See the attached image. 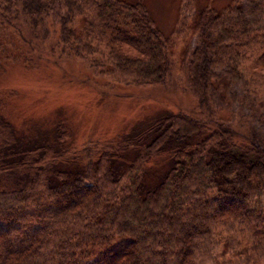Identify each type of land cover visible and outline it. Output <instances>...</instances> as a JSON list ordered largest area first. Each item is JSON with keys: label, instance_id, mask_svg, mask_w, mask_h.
Wrapping results in <instances>:
<instances>
[{"label": "trees", "instance_id": "16d2710c", "mask_svg": "<svg viewBox=\"0 0 264 264\" xmlns=\"http://www.w3.org/2000/svg\"><path fill=\"white\" fill-rule=\"evenodd\" d=\"M190 30L177 66L142 1L0 0V85L18 67L105 101L173 91L179 67L197 103L80 143L62 111L50 136L24 129L0 86V264H264V120L216 117L234 86L258 98L264 0L197 11Z\"/></svg>", "mask_w": 264, "mask_h": 264}, {"label": "rangeland", "instance_id": "374dc122", "mask_svg": "<svg viewBox=\"0 0 264 264\" xmlns=\"http://www.w3.org/2000/svg\"><path fill=\"white\" fill-rule=\"evenodd\" d=\"M126 1L132 3L142 1L146 5L164 37L171 38L174 45L173 59L178 66L184 47L187 50L193 49L198 42L197 34L190 30L195 13L203 9L221 11L231 6L235 0H196L189 8H185L184 0ZM179 70L178 67V80L173 91L158 87H125L115 94L116 97H110L105 101L95 99L97 95L89 89V92L85 89L79 90V86L72 90L68 86L57 89L60 85L49 74L42 75L39 81L35 74L18 67L11 69L0 86L19 91L20 97L13 99L16 100L10 112L15 117V122L20 123L24 129L28 127L29 130L31 125L34 128L39 126L43 133L50 136L54 120L62 117L55 114L62 111L63 116L65 115L63 119L73 129L77 140L82 143L90 135L114 132L122 125L143 123L160 113H196L197 103L191 94L186 93ZM259 76L262 79L261 87L252 106L241 101V90L234 86L235 99L225 100L224 107L216 117L237 127H248L250 124L253 127H262L259 118L264 120V66ZM62 85L61 83V87ZM33 118L38 120L35 121Z\"/></svg>", "mask_w": 264, "mask_h": 264}]
</instances>
